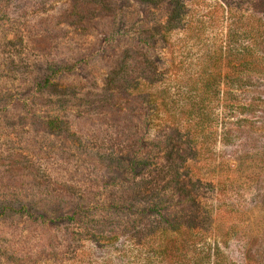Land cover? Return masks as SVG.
<instances>
[{
	"label": "rangeland",
	"instance_id": "rangeland-1",
	"mask_svg": "<svg viewBox=\"0 0 264 264\" xmlns=\"http://www.w3.org/2000/svg\"><path fill=\"white\" fill-rule=\"evenodd\" d=\"M72 1L0 0V264H264V0Z\"/></svg>",
	"mask_w": 264,
	"mask_h": 264
},
{
	"label": "trees",
	"instance_id": "trees-1",
	"mask_svg": "<svg viewBox=\"0 0 264 264\" xmlns=\"http://www.w3.org/2000/svg\"><path fill=\"white\" fill-rule=\"evenodd\" d=\"M83 0H73L70 9H68V11L64 12L61 14V17L63 16V18L68 21V22H72V21H76V20H82L85 17H91L92 15H99L98 11L90 9L88 5H85L83 3ZM182 8V7H179ZM110 9V8H109ZM102 11L104 13L102 14H106L109 13L108 9H102ZM101 11V12H102ZM130 54H132L131 52H128L125 54H123L124 59H126L127 57L130 56ZM122 56V57H123ZM130 62L132 64H134V66L131 68L130 66V70L131 71H136L138 70L139 66L135 68V65L137 66V61L135 59L134 56L129 58ZM139 60V64L144 63V61H142L141 59ZM125 61H121L120 65H124ZM114 75V73L112 72L110 74V78H112ZM215 77L217 78V83L218 86H220L219 84L223 81L224 79V75H222V73L219 71L217 73H215ZM233 81L234 84L240 83L242 80H245V77L241 76V72L238 71H234L233 73L229 74V76ZM216 79H214L215 81ZM209 81V80H208ZM231 81V80H230ZM113 82V81H112ZM207 80L205 81L206 84ZM53 83V80H51L50 78H46L45 81L43 82L42 85L46 86V85H51ZM111 83V80H110ZM114 87H117L118 89H122V95H125V98L127 99L130 109L128 112L129 114H133V110L132 107H136L138 103L143 102V104H146L148 107L150 106L152 100H153V96L148 93V92H135L136 89V81L134 80L132 84H127V81H125V84L123 86H118V85H112V87L110 89H108V93L104 96H91V95H84L83 97H79L77 99L78 104L84 105L87 109V111H89V109L91 110H112L114 108V104L113 101H115V96L116 94L114 92H116V89H114ZM217 94H220V88L218 87V92ZM123 102H126L123 100ZM19 158L18 157H6V158H0V164H14L16 162H18ZM18 210L26 212L29 215H32L31 211H29L27 209V206L25 205H21Z\"/></svg>",
	"mask_w": 264,
	"mask_h": 264
}]
</instances>
